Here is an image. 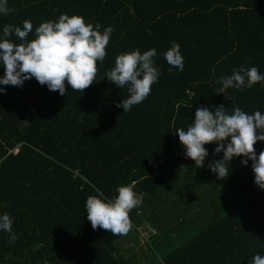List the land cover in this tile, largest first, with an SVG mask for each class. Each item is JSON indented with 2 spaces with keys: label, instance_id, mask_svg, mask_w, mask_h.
I'll use <instances>...</instances> for the list:
<instances>
[{
  "label": "trees",
  "instance_id": "16d2710c",
  "mask_svg": "<svg viewBox=\"0 0 264 264\" xmlns=\"http://www.w3.org/2000/svg\"><path fill=\"white\" fill-rule=\"evenodd\" d=\"M7 6L12 11L0 16V27L29 20L34 28L76 13L112 32L96 80L80 92L65 81L60 95L35 78L0 86V213L11 217L15 234L9 242L0 231V264H129L119 239L139 228L151 232L145 244L166 228L179 236L195 230L168 251L147 246L140 251L145 264H248L264 254V189L253 183L251 162L233 157L228 175L217 178L206 167L222 155H213L214 143L204 145L209 154L195 166L175 136L201 105L264 111V81L223 93L214 82L242 63L264 73V0H7ZM173 43L183 56L180 71H169L162 56ZM148 48L156 49L158 79L141 103L122 111L116 102L127 93L105 72L117 54ZM253 148L258 153L264 144ZM118 184L142 198L128 213L129 231L93 230L85 198L97 190L111 197Z\"/></svg>",
  "mask_w": 264,
  "mask_h": 264
},
{
  "label": "clouds",
  "instance_id": "9594fccd",
  "mask_svg": "<svg viewBox=\"0 0 264 264\" xmlns=\"http://www.w3.org/2000/svg\"><path fill=\"white\" fill-rule=\"evenodd\" d=\"M12 11L7 0H0V16ZM32 37L28 38V34ZM112 32L111 26L86 22L76 13H60L55 20L41 21L33 28L29 20L21 25L4 24L0 27V86H22L23 81L35 78L49 90L65 94V81L71 89L82 91L89 86L96 76V62L106 55L105 48ZM14 36L15 41L10 39ZM155 48L143 52L138 49L123 51L114 57L113 66L106 70L104 78L116 86L124 88L127 95L116 102V106L127 112L131 106L141 103L149 94L150 86L158 79L159 69L154 66ZM168 70L183 69V56L179 45L173 43L170 49L162 53ZM264 81V73L257 68L243 63L234 66L230 74L214 77L220 86L216 93L225 89L243 90L254 83ZM5 89L0 87V93ZM191 123L175 131V136L183 147V154L190 158L195 166H201L208 150L206 143H214L213 155L221 153L211 160L206 167L217 178H225L230 172L228 162L236 156L240 163L250 161L253 183L264 189V148L257 153L253 145L256 141L264 144V111L255 110L246 113L239 107L231 109L224 105L194 109ZM154 165L155 163H151ZM141 196L133 191L131 185L118 184L115 194L106 197L97 190L95 195H88L84 201L87 220L93 230L99 226L113 235H124L129 231L131 222L128 213L140 205ZM12 219L5 212L0 213V231L8 232L9 242L15 240L11 229ZM248 264H264V254L256 253Z\"/></svg>",
  "mask_w": 264,
  "mask_h": 264
},
{
  "label": "rangeland",
  "instance_id": "374dc122",
  "mask_svg": "<svg viewBox=\"0 0 264 264\" xmlns=\"http://www.w3.org/2000/svg\"><path fill=\"white\" fill-rule=\"evenodd\" d=\"M166 186H171L168 189L169 193H174V191H176V189H178L172 181H168V184ZM164 225H165V227L163 229L166 228L165 222H164ZM151 231H153V229ZM147 232H150V230H146L144 232L141 228H139L137 230L132 229L133 237L127 236L124 239H122V238L119 239L120 240L119 246H120L121 250L125 252V255L127 256L128 260H129V264H133V263L145 264L147 260L144 256V254L140 253V251H144V253H146L147 246H152L153 248L156 247V249L162 248L163 251H168L176 243L181 242V241L187 239L188 237H190L193 234V232H195V230H191V232L185 231L184 234H181L179 236L174 230L171 229V227L166 228L165 231L162 232V234L161 233L157 234L158 237L156 235V236L151 238L153 240V242L150 243V241H149L148 244H147V242L145 244V238L147 237L146 236ZM129 247L131 248V251L128 252L126 250ZM133 253H136V256H133ZM151 254H152V250H149V256L150 257H151ZM157 255H159V254H157Z\"/></svg>",
  "mask_w": 264,
  "mask_h": 264
}]
</instances>
